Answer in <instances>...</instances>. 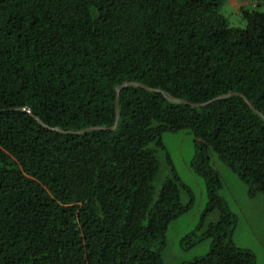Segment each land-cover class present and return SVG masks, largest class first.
I'll list each match as a JSON object with an SVG mask.
<instances>
[{"label":"trees","instance_id":"trees-1","mask_svg":"<svg viewBox=\"0 0 264 264\" xmlns=\"http://www.w3.org/2000/svg\"><path fill=\"white\" fill-rule=\"evenodd\" d=\"M224 0H0V264H163L167 224L189 204L176 177L153 186L167 130L193 134L205 180L203 216L220 217L207 253L181 264H255L231 239L213 151L264 194V120L239 96L204 106L126 86L138 81L189 102L237 91L264 115V0L243 27ZM194 231L185 237L194 235Z\"/></svg>","mask_w":264,"mask_h":264},{"label":"rangeland","instance_id":"rangeland-1","mask_svg":"<svg viewBox=\"0 0 264 264\" xmlns=\"http://www.w3.org/2000/svg\"><path fill=\"white\" fill-rule=\"evenodd\" d=\"M263 0H224L219 8L231 26L243 27L242 10L262 8ZM161 145L151 143L157 160L153 178L156 191L169 178L176 177L183 188L180 199L187 210L169 221L163 242L157 248L163 264H181L208 252L211 237L204 236L209 225L220 217L215 209L203 216L207 196L205 180L191 168L195 154L193 134L188 130H167L160 136ZM210 162L218 171L221 184L216 192L224 208L234 218L231 239L235 246L249 251L255 264H264V194H250L249 185L218 154L210 152ZM194 231V235L185 237Z\"/></svg>","mask_w":264,"mask_h":264},{"label":"water","instance_id":"water-1","mask_svg":"<svg viewBox=\"0 0 264 264\" xmlns=\"http://www.w3.org/2000/svg\"><path fill=\"white\" fill-rule=\"evenodd\" d=\"M126 86H136V87H141V88L148 89V90H151V91L161 92L166 97V99H168L169 101L177 102V103H184V104H188V105L193 106V107L194 106H204V105H207V104H209L210 102H212L214 100L222 99V98L229 97V96H239L249 105L250 108H252L256 113H258L262 117V119L264 120V115L260 111H258L248 101V99L243 94H241L240 92H237V91H232V92H228V93H225V94H220V95H218V96H216V97H214V98H212L210 100L204 101V102H189V101H187V100H185L183 98L174 97L173 95H171L169 93H166V92H164L161 89L153 88V87H150V86H148V85H146V84H144L142 82L132 81V80L131 81H123V82L119 83L115 87L114 120H113V123L110 126H90V127L83 128V129H78V130H63L61 128L49 126L46 123H44L39 117L35 116L32 113V111H31V109L29 107H25V106L18 107V108H16V110H21V111L28 112L42 126L48 128L50 130H56V131H59V132H68V133H73V134H80V133L88 132V131H91V130H113L117 126L118 119H119V94H120V91Z\"/></svg>","mask_w":264,"mask_h":264}]
</instances>
